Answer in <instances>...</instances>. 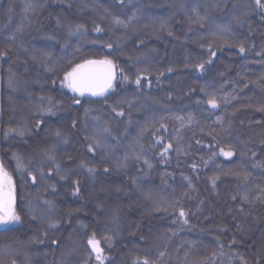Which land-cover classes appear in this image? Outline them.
Segmentation results:
<instances>
[{
    "label": "trees",
    "instance_id": "obj_1",
    "mask_svg": "<svg viewBox=\"0 0 264 264\" xmlns=\"http://www.w3.org/2000/svg\"><path fill=\"white\" fill-rule=\"evenodd\" d=\"M0 52V162L20 216L0 232V264H98L93 232L104 264H264V199H254L264 188V9L255 0H0ZM88 60L115 68L103 96L66 86ZM9 128L25 134L5 136ZM96 135L106 147L89 152Z\"/></svg>",
    "mask_w": 264,
    "mask_h": 264
},
{
    "label": "snow or ice",
    "instance_id": "obj_2",
    "mask_svg": "<svg viewBox=\"0 0 264 264\" xmlns=\"http://www.w3.org/2000/svg\"><path fill=\"white\" fill-rule=\"evenodd\" d=\"M120 3L122 4L123 0H120ZM255 4L257 7L264 9V2H262V0H255ZM32 7H33V5H31V4L27 5V8H29V9ZM193 11L195 12V9H193ZM129 19L131 20L132 18H129ZM200 19L202 20V19H204V17H201ZM237 20H239V17H237ZM193 22H199V20L193 21ZM113 23L115 25H123L124 27L128 26L124 20H121L119 18H114ZM81 30H84L83 25H77L76 28L74 29L75 32H79ZM94 31L100 32V31H102V28L99 25H96L94 28ZM106 46L108 48H112V44H110V43L107 44ZM239 51L241 53L245 52V47L243 45H240ZM5 55H7V53L0 52V56H5ZM212 55L214 56L215 53H212ZM206 63H211V61L210 60L206 61ZM95 65L106 66L107 74L104 75L103 77H100L99 75H97L95 73H92L90 71H86ZM113 67L114 66L112 64V61H110V60H104V61H91V60H89V61H85L83 64L76 65V67L73 68L71 72L66 73L64 76V81L66 82L67 87L71 88V90L74 93H79V95H81V96H83L85 92H89L93 96H103L105 94V92L113 86L112 81H113L114 77H113L112 72H111V69ZM196 67L198 69H200L201 71H203L205 65L202 63V64L196 65ZM172 70H173L172 68L167 69V71H169V72H171ZM123 79L127 80L128 77L125 76V77H123ZM135 83L137 85H140V83H141V77L140 76H137ZM11 85H12V81L10 79L9 80V86H11ZM74 102L80 103L79 100H75ZM207 104L213 109L218 108L220 106L219 103L217 102V97L214 95L209 97V99L207 100ZM262 110H264V109H262ZM46 111L52 115H55V113L52 111L51 108L47 109ZM113 111L115 112L116 109L113 108ZM116 115L122 116V115H124V113L123 112H116ZM218 121H219V118H218ZM74 124H75V122H74ZM103 132L110 134V130L108 128H104ZM12 133H15L19 136H24L25 130L22 128H9L5 132V136H8L9 134H12ZM56 136L58 138H61L64 143H67V139L62 137V134L60 131L56 132ZM86 139H88V137H86ZM91 139L93 140V143L88 145V151L89 152H95L96 149H101V148L106 147V144L104 143L103 137L101 135L93 136ZM171 147H172L171 144L167 145L164 149V153H166L168 151V149H170ZM45 155H47L50 160L55 162V156L49 155L48 153H45ZM224 155L225 156H232L233 152L227 151V152H224ZM253 155H255V154H253ZM14 158H16L15 155H14ZM16 159H17V166L22 167L19 159L18 158H16ZM136 159H140V157L137 156ZM125 160H127V157H125ZM144 162L148 163L147 160H145ZM79 167L82 169H86L87 173H89V174H94L96 171V169L94 167H88L83 161L81 162ZM149 167H151V165H149ZM193 167H195V165H193ZM54 168H55L56 174L59 175L61 179L66 178V176L64 174H61L59 164H54ZM105 171H107V169H105ZM51 173H52V169L49 170L48 175L50 176ZM236 175H240V174L237 173ZM6 177H7V172L4 168L3 163L0 162V225L20 221V216L16 213L15 207H14V200H15L14 187L11 183L10 177H7V181H5ZM40 178L42 180L45 178V174L42 170L40 171ZM216 179H217V177L211 178L213 185H215ZM244 179L245 180L248 179V174H244ZM32 180H33V182H35L36 177L32 176ZM75 184H76V187L74 189V194H78L79 193V181H76ZM51 187L53 190H55V185H51ZM257 187L260 190V195L256 196L254 199L262 200V199H264V188H261L259 185ZM145 195L148 196L149 198H151L150 193H146ZM233 199H235V197H233ZM241 199L245 202H250L248 194H244L241 197ZM44 203L46 205H48L49 208L53 207L52 201L46 200V201H44ZM179 215H180V217H184L186 215V213L184 212L183 209H181L179 211ZM33 218L35 219V217H33ZM186 222L187 221L185 220V223ZM57 223H58L57 221H51L49 226L50 227H56ZM82 227H83V225H82ZM105 240L110 246V243H111L110 238L106 237ZM87 245L90 246L92 252H94L96 254L95 260L98 262V264H104V260L106 259V257L103 254V248L100 247V241L96 239V234L94 232L88 237ZM160 255L162 256V255H164V253H160ZM89 259H91V255H89ZM85 264H87V262H85ZM133 264H149V261L147 259H144L143 261H141L140 258H137L133 262ZM243 264H247V262L244 261ZM256 264H261V261L258 259Z\"/></svg>",
    "mask_w": 264,
    "mask_h": 264
},
{
    "label": "water",
    "instance_id": "obj_3",
    "mask_svg": "<svg viewBox=\"0 0 264 264\" xmlns=\"http://www.w3.org/2000/svg\"><path fill=\"white\" fill-rule=\"evenodd\" d=\"M89 61V60H88ZM91 61H104V60H91ZM84 62L80 63V64H83ZM86 71H90L92 73H95L97 75H99L100 77H103L104 75L107 74V68L106 66H102V65H95V66H92L90 69L86 70ZM111 72H112V75H113V81L112 83L114 84L115 82V76H116V72H115V68L113 67L111 69ZM111 88H109L108 90H110ZM107 90V91H108ZM106 91V92H107ZM79 94V93H77ZM83 96H86V97H94L93 95H91L89 92H85ZM7 177H10L11 179V183L14 187V197H15V200H14V207H15V204H16V188H15V183H14V180L13 178L7 174ZM7 177L5 178V181H7ZM16 211V210H15ZM12 225V223H9V224H3V225H0V232L2 231H5L6 229H8L10 226Z\"/></svg>",
    "mask_w": 264,
    "mask_h": 264
},
{
    "label": "rangeland",
    "instance_id": "obj_4",
    "mask_svg": "<svg viewBox=\"0 0 264 264\" xmlns=\"http://www.w3.org/2000/svg\"><path fill=\"white\" fill-rule=\"evenodd\" d=\"M16 223H17V222H14V223H12V225L14 226V225H16ZM12 225H11V226H12ZM11 226H10V227H11Z\"/></svg>",
    "mask_w": 264,
    "mask_h": 264
}]
</instances>
